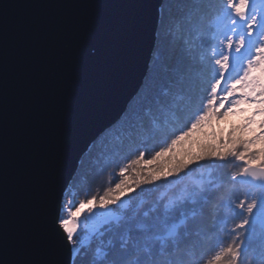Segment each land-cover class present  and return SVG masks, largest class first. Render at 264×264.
<instances>
[{
	"label": "snow or ice",
	"instance_id": "obj_1",
	"mask_svg": "<svg viewBox=\"0 0 264 264\" xmlns=\"http://www.w3.org/2000/svg\"><path fill=\"white\" fill-rule=\"evenodd\" d=\"M7 7L0 5V13ZM97 38L112 43L100 25L70 26L61 56L77 61L79 50ZM8 80V49L0 29V218L6 214L9 175ZM244 104L256 106L240 126L227 135L214 128L205 131L211 121L219 123L238 109L244 111ZM257 115L259 132L253 127ZM111 129H118V149L139 134H151L158 138L153 146L158 150L146 164L166 159L148 171H136L131 180L125 176L127 169L120 168L114 187L107 188L98 203L95 196L87 200L85 227L94 247H85L77 237L85 201L67 217L60 215L68 185L56 194L43 168L29 170L27 206L41 218L51 214V225L36 237L12 239L0 222V264H264V0H161L142 83ZM246 131L253 134L241 135ZM136 151L129 161L133 166L149 149ZM231 160L243 166L228 174L225 168ZM194 168L205 171L149 207L113 210L143 185L169 183ZM237 184L244 190L233 196ZM222 208L232 214L230 242L205 260L196 237L205 217L215 220ZM37 250L58 258H22ZM65 253L70 260L62 258Z\"/></svg>",
	"mask_w": 264,
	"mask_h": 264
},
{
	"label": "water",
	"instance_id": "obj_2",
	"mask_svg": "<svg viewBox=\"0 0 264 264\" xmlns=\"http://www.w3.org/2000/svg\"><path fill=\"white\" fill-rule=\"evenodd\" d=\"M160 2L0 0L10 6L0 13L9 73V175L6 214L0 222L12 239L36 237L51 225V214L41 218L29 211V170L43 168L53 191H64L92 143L132 100L150 61ZM81 23L102 26L112 43L92 39L79 50V60H65V31ZM22 258L58 257L37 250ZM62 258L71 259L67 253Z\"/></svg>",
	"mask_w": 264,
	"mask_h": 264
},
{
	"label": "trees",
	"instance_id": "obj_3",
	"mask_svg": "<svg viewBox=\"0 0 264 264\" xmlns=\"http://www.w3.org/2000/svg\"><path fill=\"white\" fill-rule=\"evenodd\" d=\"M202 94L203 93H200V95ZM255 106V104L242 105L241 107L245 109L244 111L238 110L231 114L227 120H222L219 123L211 121L210 125L206 126L205 131H210L214 128L217 132L227 135L229 129L240 126L245 121L246 117L252 115V110ZM223 110L224 109L221 111ZM253 118L257 122L253 127L256 132H259L260 117L257 115ZM110 128L111 126L99 135L92 143L89 150L81 158L76 173L64 193L63 202L69 194H73L76 199L85 202L95 196L98 203L99 197L104 195L106 189L114 187L113 177L114 175H119L120 168L127 169L125 176L131 180L135 178L136 171L142 169L148 171L150 168L154 167L155 164L166 159V157H162L161 161H155L153 165L146 164V161L151 159L153 151L158 150L153 147L158 138H154L151 134L147 132L139 134L131 143L124 141L122 147L118 149L117 145L121 144V141L117 139L118 129H111L108 131ZM252 134L253 133L247 131L241 133V135L245 136H250ZM259 146L258 142L256 147ZM137 147H139L140 151H144L145 147H147L149 151L145 152V156L139 164L133 166L129 161L135 159L138 155L136 151ZM125 157H127V159H125ZM256 163L259 164V161ZM242 166L243 163L241 161L231 160L227 164L225 172L228 174L238 172ZM204 171V168H194L192 172H189L187 175H181L179 179L170 178L169 183H160L155 187L152 185H143V190L138 188L135 192L129 193L122 199L124 201L113 206V210L119 213L122 208L126 209L127 207H135L141 204L147 208L160 197L172 195L179 187L190 184L194 179L199 178L200 173ZM235 187L236 192L233 193V196L240 195L244 190L239 184ZM231 215V212L222 208L215 220H213L211 216L205 217L200 234L196 237L199 242L201 253L205 254V260L210 258L219 246H226L227 243L230 242L228 230L232 226L229 220ZM77 237L79 240L85 242V247L90 244L94 247V242L90 240L89 233H86L84 229L78 231ZM80 264H88V261L82 260Z\"/></svg>",
	"mask_w": 264,
	"mask_h": 264
},
{
	"label": "rangeland",
	"instance_id": "obj_4",
	"mask_svg": "<svg viewBox=\"0 0 264 264\" xmlns=\"http://www.w3.org/2000/svg\"><path fill=\"white\" fill-rule=\"evenodd\" d=\"M244 105H246V104H244ZM122 201H124V200H122ZM79 202L80 201L78 199H76L73 194H69L63 202V206H62L60 215L67 217L68 211L69 210L74 211L75 208L79 206ZM88 207H90V205H88L87 202H85L84 207L81 209V213L78 214L79 215V230L84 229V231L86 233H89L88 229L85 227V223H86L85 218L90 215V213H88V211H87ZM93 211H103V209H99V208L94 207Z\"/></svg>",
	"mask_w": 264,
	"mask_h": 264
}]
</instances>
